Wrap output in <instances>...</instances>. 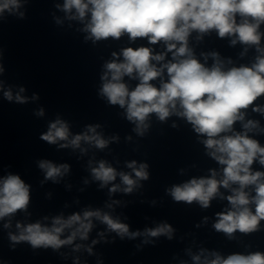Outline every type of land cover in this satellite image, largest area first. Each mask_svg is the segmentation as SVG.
I'll use <instances>...</instances> for the list:
<instances>
[{
  "label": "clouds",
  "instance_id": "obj_1",
  "mask_svg": "<svg viewBox=\"0 0 264 264\" xmlns=\"http://www.w3.org/2000/svg\"><path fill=\"white\" fill-rule=\"evenodd\" d=\"M21 7V0H0V15L7 10L10 13L18 12L23 18L24 13L19 12ZM57 7H62L66 14H70L69 19L84 21L90 14L83 30L89 33L86 39H92L94 43L109 37L119 39L124 34L131 40L147 38L151 44L160 41L165 43L167 50L173 53L174 62L159 68L151 61H163V53L153 55V50L148 47L123 49V62L113 60L104 65L106 72L101 77L104 83L100 95L106 97L111 105L126 108V118L135 124L134 131L139 136H143L149 128L146 121L151 113H155L160 121H165L173 114L186 118L195 132L207 137L203 143L210 150L208 154L225 166L222 169L223 178L216 179L217 172L213 170L210 178H193L182 185H174L167 189L168 194L176 202L191 204L197 201L206 209L218 195L220 187L238 185L231 188L232 195L226 198L231 208L216 214L217 221L213 228L225 233L229 239H233L237 231L245 234L258 231L260 222L264 221V172H253L251 166L257 159L260 165H264V147L250 138L248 132L258 128L259 124L252 120L243 123L245 131L242 133L234 132L232 126L236 121H244L242 109H247L258 97L264 95V48L260 47L264 34L259 31L261 24H264V0H65L62 6ZM73 9L75 14H72ZM237 16L240 17L239 23ZM193 30L200 34L215 30L221 38L234 36L231 40L233 45L237 41L245 45H256L260 55L251 67H231L225 70L219 54L213 52L209 55L213 57L214 63L211 68L206 67L188 47V37ZM116 55L113 53L114 57ZM164 69L167 70V81L162 80L160 87L154 86L151 82L161 77ZM0 71L3 69L0 68ZM124 76L139 79L133 90L130 91L123 82ZM23 91L21 88L20 92ZM4 96L9 101L15 99L18 103L26 102V98L20 94L13 97L11 90L5 91ZM252 110L264 114V107L257 106ZM37 114L43 115V110ZM98 127L89 125L86 132L69 139L67 123L57 119L40 138L49 144L65 141L59 147L71 146L73 149L79 148L81 152L87 151L81 148V141L104 149L109 140L96 132ZM229 132L232 134L221 135ZM91 163L89 167L92 177L100 181L101 188L119 176L124 187L112 184L110 193H132L140 187V181L149 179V166L146 163L137 165L136 161L128 162L127 167L132 170L131 173L117 172L104 160L99 161L97 167H91ZM38 166L44 171L45 180L53 182H58V178L69 171V165L57 166L48 160L39 161ZM248 186H254V196L245 190ZM29 190L30 185L19 175L9 174L0 179V219L18 210L26 211L30 199ZM253 204L254 210L250 207ZM107 207L111 208L112 205ZM93 218L107 225V230L115 232L121 239H134L141 235L139 231L130 232L127 224L97 209L85 210L82 215L77 213L66 219L62 216L54 217L50 227L40 222L27 225L17 223L18 234L9 233V240L13 247L27 242L33 249L59 250L62 246L72 245L77 237L87 240L93 228ZM4 227L9 228L10 223H5ZM66 230L69 234L62 239ZM173 231L171 225L162 223L155 228L145 229L143 235H164L171 239ZM100 235L103 236V233ZM148 242L145 240V243ZM92 243L97 241L93 240ZM82 247L76 244L74 251ZM86 250L92 253L91 247ZM204 251L192 257L195 264H264V253L260 251L247 255L233 253L226 258L211 252L209 255L212 259L203 256Z\"/></svg>",
  "mask_w": 264,
  "mask_h": 264
}]
</instances>
